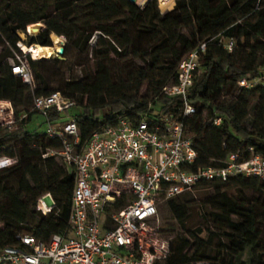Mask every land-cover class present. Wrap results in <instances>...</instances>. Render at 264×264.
Returning <instances> with one entry per match:
<instances>
[{
    "label": "trees",
    "instance_id": "16d2710c",
    "mask_svg": "<svg viewBox=\"0 0 264 264\" xmlns=\"http://www.w3.org/2000/svg\"><path fill=\"white\" fill-rule=\"evenodd\" d=\"M0 20V100L13 103L20 126L15 132L0 129V156L18 160L17 166L0 173V251L20 247L17 236L32 235L48 243L69 228L76 176L56 157H44L60 143L43 133L46 121L41 115V121L29 126L37 114L31 112L37 96L61 92L76 103L64 115L52 112L51 118L54 123L76 118L82 144L118 116L153 113L155 109L149 111L153 102L159 119L185 122L198 152L193 171L218 166L229 154L249 148L264 156V86H238L242 78L264 79V0H178L166 13L157 0L144 8L129 0H0ZM39 21H44L46 30L31 38L30 45L51 47L52 34L65 36L63 64L75 52L90 53L89 42L96 39L92 49L96 75L90 81L49 88L37 75L47 60L29 61L36 73L35 91L12 73L20 37L10 27L20 25L25 30ZM252 35L258 38L254 47ZM224 37L239 44L246 40L248 50L240 60L221 48ZM202 41L208 42L207 51L188 95L196 113L184 117L182 99L168 100L162 90L176 83L179 63ZM127 58L148 67L139 69L140 79L133 77L130 87L120 92L115 89L122 74L118 69ZM145 82L150 83V93L141 95ZM226 91L235 99L222 104L219 95ZM258 100L250 128L248 119ZM20 112L27 118L19 121ZM217 118L220 125L214 124ZM199 187L212 192L204 201L207 220L197 230L191 225L196 210L187 193L165 203L184 235L171 242V256L163 264H248L247 254L252 256L251 264H264V182L241 177ZM47 193L56 208L44 216L36 206Z\"/></svg>",
    "mask_w": 264,
    "mask_h": 264
},
{
    "label": "built area",
    "instance_id": "2783aa9c",
    "mask_svg": "<svg viewBox=\"0 0 264 264\" xmlns=\"http://www.w3.org/2000/svg\"><path fill=\"white\" fill-rule=\"evenodd\" d=\"M40 30L44 32L46 27L42 25ZM55 36L54 55L61 56L67 38ZM219 45L232 53L236 41L221 38ZM207 46L208 42L202 41L190 51L178 65L176 83L162 90L168 100L182 99L184 117L196 113L188 95ZM20 50V55L15 54L12 73L32 86L34 78L27 58H51ZM262 80L242 78L238 86L253 89ZM75 106L74 101L55 92L35 97L31 110L45 119L42 131L46 137L60 143L59 149L48 150L44 157H56L75 172L69 228L48 243L32 235L17 236L21 246L0 251V264H163L172 252L171 242L159 236L162 202L189 193L204 182L241 177L264 182V156L254 148L231 153L218 166L193 171L198 152L186 134L185 122L159 119L156 115L160 111L153 102L149 104V111L155 109L153 113L136 118L118 116L84 144L76 118L61 123L51 118L52 112L64 115ZM26 118L24 114L20 121ZM214 124L220 125L221 119H215ZM17 126L13 103L0 100V129L14 132ZM17 165V159L0 156V173ZM120 204L123 206L117 209ZM55 208L50 193L40 197L36 206L44 216Z\"/></svg>",
    "mask_w": 264,
    "mask_h": 264
},
{
    "label": "rangeland",
    "instance_id": "374dc122",
    "mask_svg": "<svg viewBox=\"0 0 264 264\" xmlns=\"http://www.w3.org/2000/svg\"><path fill=\"white\" fill-rule=\"evenodd\" d=\"M146 1V2H145ZM151 0H144L141 3H138V6L141 8H144ZM160 10L162 13H166L169 11H172L177 4L178 0H174V3L172 4L173 7H171L170 9L168 8H163L162 4L160 2V0H157ZM44 22V21H43ZM39 21L37 23H39L40 25L45 26V24ZM37 23H34L32 25H35ZM31 26V25H30ZM42 27V26H41ZM12 31L17 32V34L20 37V42L26 44L27 46H30L31 44V38H38L42 32H40L41 30L38 31V33H36L35 35L33 34V36H31L28 33V28H26L25 30H23V28L19 25V26H14V27H10ZM41 29V28H40ZM30 32L32 34V30L30 29ZM54 35H52V40H54ZM225 38V37H224ZM51 40V41H52ZM236 41V48L235 50L232 52L233 55V59L234 60H240V55L243 53H246L248 50V45L246 43V40L243 39L241 41V43L239 44ZM258 41V38L255 35L251 36L250 39V46L254 47L256 42ZM19 42V43H20ZM96 39L92 38V40L89 42V47H90V53H86L83 54L79 53V52H75L73 55H70L69 60L66 63H61L60 61L64 60V58L61 56H56L54 55L50 60H47V64L44 63L42 66L38 67V73L37 75H39L43 81H46L50 84L49 88L52 89H60L63 88L64 85L67 82H79V81H90L91 77H94L96 75V70H95V66L93 63V59H92V49L95 45ZM19 43L17 44V48L18 51H15V54L20 55L22 53V51L19 48ZM53 44V43H52ZM39 46H44L41 44H36ZM55 46V45H54ZM52 47V46H51ZM55 48V47H53ZM222 49H224L225 51H227L228 53H230L228 50H226L225 48L221 47ZM65 50L63 51L62 54H64ZM243 52V53H242ZM112 57V56H110ZM114 59H116L117 61L121 60L122 57H120L121 59L117 58V57H113ZM29 61L32 60L31 57L27 58ZM148 67V65L144 64L143 62H141L140 60L137 59H132V58H127L126 60L122 61L119 65V71H121V77L118 78L117 83L115 84V89H117V91H124L126 89H128L130 87L131 84L130 80L134 77V79H140V75L138 74L137 71H139V69L142 68H146ZM200 72V70H199ZM198 72V73H199ZM32 73H33V78H34V84L32 85L33 90L35 91L37 89V83H36V73L34 72V70L32 69ZM133 73V75H132ZM149 85L150 83L145 82L142 86L141 89V95H147L149 94ZM258 85H262L264 86V79L258 84ZM235 99V96L229 92H221L219 95V102L222 104H228V103H232ZM84 100H87V97H84ZM260 101H256V104L253 108V110L251 111V115L248 119V126L251 128L252 127V123H253V119L254 116L256 114L255 108L257 109L259 107ZM25 113L20 112L19 113V121L21 119V117L24 116ZM41 116L39 114H36L33 117V120L30 122L29 121V126H35L39 121H41ZM20 126H17V129H19ZM15 130V131H16ZM14 131V132H15ZM212 192V188H196L195 190L187 193V196L190 198V202L191 204L194 206L195 208V214H194V218L192 220V227L194 230L199 229L203 223L206 222V208L204 206V201L206 199V195L208 193ZM233 193V192H232ZM249 194L251 195L252 192H249ZM165 202H162L160 205V220H161V224H160V233L159 236L163 239H167L170 242H173L174 239H176L177 237L183 236V231L181 229V227L178 225L177 221L169 214L168 210L165 207ZM3 225H1L0 227H2ZM202 238H206V234L202 235ZM244 260L248 263L251 264L252 261V256L251 254H247L244 257Z\"/></svg>",
    "mask_w": 264,
    "mask_h": 264
},
{
    "label": "bare ground",
    "instance_id": "6f19581e",
    "mask_svg": "<svg viewBox=\"0 0 264 264\" xmlns=\"http://www.w3.org/2000/svg\"><path fill=\"white\" fill-rule=\"evenodd\" d=\"M144 0H138V3L143 2ZM146 2V1H145ZM162 7L163 8H168L170 9L172 6V4L174 3V0H160ZM42 25L40 24H36V25H32L28 28V33L30 32V29L32 30V35L38 33V31L40 30ZM54 41L55 43H57V37L54 35ZM19 47L24 50L27 53H32L34 56H40V57H48V58H52L55 54L54 49L52 47H43V46H39L36 44H33L31 46H27L26 44L20 42L19 43ZM31 47V48H30Z\"/></svg>",
    "mask_w": 264,
    "mask_h": 264
},
{
    "label": "water",
    "instance_id": "95a60500",
    "mask_svg": "<svg viewBox=\"0 0 264 264\" xmlns=\"http://www.w3.org/2000/svg\"><path fill=\"white\" fill-rule=\"evenodd\" d=\"M132 4L138 5V0H129Z\"/></svg>",
    "mask_w": 264,
    "mask_h": 264
}]
</instances>
